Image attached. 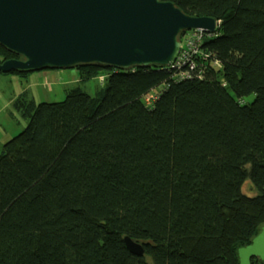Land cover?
Masks as SVG:
<instances>
[{"label": "trees", "instance_id": "1", "mask_svg": "<svg viewBox=\"0 0 264 264\" xmlns=\"http://www.w3.org/2000/svg\"><path fill=\"white\" fill-rule=\"evenodd\" d=\"M171 1L221 21L203 44L220 67L179 80L162 65H80L61 101L15 96L27 125L0 150V264H239L261 231L264 0Z\"/></svg>", "mask_w": 264, "mask_h": 264}, {"label": "water", "instance_id": "2", "mask_svg": "<svg viewBox=\"0 0 264 264\" xmlns=\"http://www.w3.org/2000/svg\"><path fill=\"white\" fill-rule=\"evenodd\" d=\"M218 24L171 0H0V44L18 56L0 60V72L172 67L185 32H216ZM124 242L144 255L142 243L128 235ZM238 255L239 264L264 261V226Z\"/></svg>", "mask_w": 264, "mask_h": 264}, {"label": "rangeland", "instance_id": "3", "mask_svg": "<svg viewBox=\"0 0 264 264\" xmlns=\"http://www.w3.org/2000/svg\"><path fill=\"white\" fill-rule=\"evenodd\" d=\"M102 79L103 77H96L87 81L84 86L85 90L95 95L97 88L103 84L100 81ZM78 80L79 70L77 68L45 69L26 74L0 73V150L3 147V141L15 136L27 125V119L13 105L17 94L28 90L36 102L61 101L67 89L75 85ZM242 190L246 195L255 194L249 177L244 180Z\"/></svg>", "mask_w": 264, "mask_h": 264}, {"label": "built area", "instance_id": "4", "mask_svg": "<svg viewBox=\"0 0 264 264\" xmlns=\"http://www.w3.org/2000/svg\"><path fill=\"white\" fill-rule=\"evenodd\" d=\"M216 33L203 29L188 30L181 36L180 51L171 67L172 76L179 80L187 77L202 78L209 66L220 67L221 62L215 57V53L203 47L204 40ZM161 89L153 88L143 96V101L148 107H152L158 99Z\"/></svg>", "mask_w": 264, "mask_h": 264}, {"label": "bare ground", "instance_id": "5", "mask_svg": "<svg viewBox=\"0 0 264 264\" xmlns=\"http://www.w3.org/2000/svg\"><path fill=\"white\" fill-rule=\"evenodd\" d=\"M218 22H219V27H220V23H221V21L220 20H218ZM218 30H219V28L216 30V32H212V33H216L217 34V32H218ZM215 57L218 59V57L215 55ZM219 60V59H218ZM220 61V60H219ZM33 72V71H32ZM145 95V94H144ZM143 95V96H144ZM143 96H142V100H143ZM144 102V101H143Z\"/></svg>", "mask_w": 264, "mask_h": 264}, {"label": "crops", "instance_id": "6", "mask_svg": "<svg viewBox=\"0 0 264 264\" xmlns=\"http://www.w3.org/2000/svg\"><path fill=\"white\" fill-rule=\"evenodd\" d=\"M6 140H7V139H6ZM6 140H5V141H6ZM5 141H3L2 146H3V144H4Z\"/></svg>", "mask_w": 264, "mask_h": 264}]
</instances>
